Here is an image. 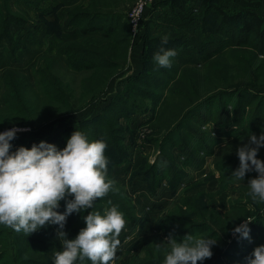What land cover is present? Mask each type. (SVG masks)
Masks as SVG:
<instances>
[{"label":"rangeland","instance_id":"rangeland-1","mask_svg":"<svg viewBox=\"0 0 264 264\" xmlns=\"http://www.w3.org/2000/svg\"><path fill=\"white\" fill-rule=\"evenodd\" d=\"M114 1L120 3V5H125L124 7H126H121V9H125L123 15L125 16L124 18H126L122 22V28H116L112 34H109L111 35V39L114 40L113 42L111 41L110 45L115 48L117 46L116 43H114L115 39L122 38L124 40L122 43L124 46L123 53L120 54L118 52L114 57L118 58L117 62L120 64L114 72L118 73L119 70L124 72L120 89H113V87L106 88L103 94L97 99H91V101L90 99L89 101L87 99L85 103L88 105L85 109L79 112H72L64 116H51L50 112L48 115L44 114L42 119H45L46 123L44 122V126H47L46 129L49 126L62 129L61 122L63 121H66L65 123L67 124L70 122L73 123L71 120L73 117L77 121L76 125H78L88 119L87 116H89V118H96L102 116V114L105 115L109 110V106L113 99L117 96L121 95V99L123 100L127 98V103L122 109L124 115L121 116L118 122H113V124L120 128L118 135L115 134L111 138V141H106L108 146L105 155L108 158V167L110 171L109 178L114 179L116 181V187L122 190L123 194L120 195L122 204L124 206H131L130 210L126 209V212L123 213L126 225L119 237L121 245L117 250L116 259L110 262V264H129L131 258L136 255L146 258L148 254L144 251L145 248L143 243L145 240H148L151 244L158 241L160 242L159 244H156L159 245V247L153 249V253L157 257L161 254V256L158 257V260H154L163 264L165 250L167 249L166 238L168 237L169 232L183 231L188 226L185 223H176L181 221V218L177 215H174L176 216L174 218L172 217V219L178 218L175 222L170 221L172 220L170 218V220H167V224H162L163 218L168 216L171 217V213L175 212L176 214L186 215V218L191 220L190 222H200L199 219H193L187 216L186 211L188 206L187 204L184 205L182 200H191L199 195H203L204 197L207 196L211 207L217 208L220 212H227L230 205L239 197V191L235 198L227 197L228 195L230 196L233 191L238 190V183L232 184L225 191H220V172L216 170L214 165L216 157H220L222 151L226 149L227 146L234 144H231V142L239 140V136L228 137L226 135V133L235 128V125L231 124L230 127H218L215 123V119L218 116V107L225 104V99H218L206 106L199 107L192 113L187 112V109L180 115V109L182 107L186 108L190 99L194 98L196 95L199 96L201 94L200 99H197L193 104L199 102V100H203V98H206L211 94L217 93L221 89L219 87L220 83L218 79L215 78L218 76L214 73L215 69H213V80H207L209 82L204 83V86L203 84H200V76L202 77L203 75L200 74V72H204L207 68L206 66H209L213 61L217 60L218 62L224 60L225 62L222 63H226L233 68L230 70L236 74L239 65L237 56H245L248 58L251 55L247 52L253 51L251 47H248L245 44L253 42L259 44L261 39L256 38L252 40L251 36L240 35L236 32V30L233 29L232 24H222L220 21L222 17L218 14L219 12L217 13L218 15L215 13V9L212 10L215 12L210 13L213 15H207L208 29L205 31L203 29V14L201 13V10L196 13L190 11V6L196 4L189 2L186 9L181 8V11L185 13L182 17L176 16L181 12H173L171 8V20L182 21L185 17L184 15H186L187 19L190 20L188 23H185L187 24V28L185 29L183 25L179 24L171 25V31H173L171 42L168 41L165 45H162L161 42H153V44L146 45L145 42L147 38H152L154 36L152 32H149L148 29H146V27L152 22L153 14L151 11L153 9L146 10L140 30L135 33L132 30L129 15L137 0ZM25 2V0H0V26H4V31L7 30L8 24L2 21L1 17H6L10 25L9 38H2L0 36V57L7 56L10 57V59H19L25 51L32 47H29L28 45L23 46L22 44L23 41L21 38L28 37L27 31L30 33L34 32L39 36L40 29L38 27H35L34 29L27 28L31 22H38L39 15L37 14L38 16L35 17L32 11H30V8L33 9L35 6L30 5L31 7H25ZM210 2L214 7H219L220 9L223 8L227 14L233 15L239 11L254 10L257 13L259 12L262 14L264 17V0H210ZM98 4L97 1L92 3V5ZM84 8L85 6L81 7V9ZM165 11H161L158 14V18L163 17L164 19H167L168 15H165ZM81 13L86 14L84 11ZM188 15H190V17ZM81 20L85 19L82 18ZM24 24L26 27H23ZM13 26L19 27L13 29ZM181 26H183L182 29ZM51 30H56L55 21L52 22ZM197 31L202 32V35H198V38L196 37L197 40L193 41V36ZM224 33L229 35L227 39ZM203 34L207 35L206 43L204 42L205 38ZM181 35H183V37L190 36L186 40L187 44L184 43L180 45ZM100 38L101 37H96L93 39L92 37L88 40V37H84L83 39H78L75 42L70 43V45L76 44L85 47L89 52V58L93 60L94 56L92 55L94 51H99L103 48L102 46L105 45V43H102L103 39H101V41L99 40ZM134 38L138 39L139 44L143 45V69L140 71H135L134 68H131L133 66L130 63L129 58V52L132 47L131 43ZM224 40H226L225 44H223ZM35 41L38 42L39 38L37 37ZM95 41L100 42L95 43ZM199 41H201V43H199ZM190 42L192 43L190 44ZM162 46L168 49H175L177 52V55L172 58L171 67H160L153 59L154 54L158 52ZM179 47L182 48V50H179ZM255 55L258 60H264V51L260 52L255 50ZM46 56L52 57L51 55ZM182 56H187V62L186 60H181ZM53 57L56 56L53 55ZM37 61L33 66L34 76L31 79L33 83L36 81L34 71ZM49 63L52 66L51 68H48L50 65ZM55 65L56 62L50 59L42 64L45 70L49 69L51 72L56 71L59 73ZM232 72H230V74H232ZM79 78L76 79V85ZM261 80L264 81V77H262ZM171 87H178L180 93L184 96V99L180 94H177L174 96V99L171 100ZM248 88L255 94V96L260 95L264 98V86L258 88L249 86ZM255 96L252 95L250 100L255 99ZM237 98L238 95L233 97L234 100H237ZM156 99L158 100L157 103L154 101ZM118 102H120V98ZM175 104L180 105L181 108L175 107ZM106 107L107 110L104 109ZM228 107L232 112L233 108L231 106ZM118 108H120V106L110 109V111L116 109V113H108L107 120H115L116 115L119 113L117 110ZM67 116H70L71 118ZM175 116H177V119L174 118ZM206 117L211 119H208L205 122H200V120L206 119ZM16 126L23 125H15L13 127ZM176 126H178V128L176 129L175 135L173 137H168L169 133H171V129H174ZM189 129L197 130V140L208 141V154L205 153L206 150L200 152V156L204 158V162L200 166H187L182 164L186 161L187 156L178 148V136L180 139H187V132ZM32 130H37L38 134L43 128H41V130L40 128H32ZM53 130L54 129L49 130L48 132H53ZM77 130H80L79 126L77 127ZM118 137L120 139H118ZM110 142L112 149H110ZM116 144L118 147H121L126 154L124 159L120 162H117L114 157L115 152L113 151L115 150L114 145ZM194 144L195 142H193L192 146H195ZM163 156L164 158H162ZM174 158V164H178L177 166H179V170L185 171L186 176L184 178L190 176L189 171L191 168L198 169L202 167L208 158H210L209 167L213 169L202 178L199 177L197 171L194 174L197 179L192 180L187 184L182 189L181 193H179L178 198L175 201H171L169 195H167L164 199L156 201L153 205L154 209H150L153 210L152 214L142 213L139 210V207L136 206L132 193L141 190L143 186L151 198L160 191L168 190L167 192L169 193L171 190V184L169 182L171 180V171L172 173L174 172L171 164H173L172 161ZM167 159L168 161H166ZM215 171L218 175V183L212 188L210 184L211 181L215 179ZM136 182H138L139 185H135ZM200 187L202 189H200ZM148 203L149 201L145 198L144 207L148 208ZM222 204L226 206V211H223V209L220 208V205L222 206ZM178 207L179 209L176 211L175 209ZM248 208L247 211H250L251 214H249L247 219H251V223L256 221L264 225V203L254 202V204H251ZM243 222H241V224ZM127 226L129 228H127ZM0 228L4 230L1 235L2 239H9V243L13 245V235L17 232L4 225H0ZM213 228L214 230L212 232H207L205 228L202 229L200 227L197 230L193 229L192 232L189 233L193 236L206 238H211L215 233L220 236L215 238L217 239V242L214 244V254L210 258V261L205 264H247V258L253 253L254 249L257 246L264 245L263 235L262 237H250L244 241V246L237 248L236 240L239 235L238 233L234 234V232H231L229 235H222L218 231V226L215 227L213 225ZM183 236L184 234L177 236L178 241L182 240ZM153 238H155L154 242H150L149 239L153 241ZM4 244H6L5 241ZM232 252L236 255L230 256L233 254ZM13 257H15L14 245L12 246L11 253H9L3 261L8 258L10 259L9 262H11ZM218 258H221V260H219L221 263L216 261ZM146 260L148 261L150 259L147 258ZM0 264H2V262Z\"/></svg>","mask_w":264,"mask_h":264},{"label":"trees","instance_id":"trees-1","mask_svg":"<svg viewBox=\"0 0 264 264\" xmlns=\"http://www.w3.org/2000/svg\"><path fill=\"white\" fill-rule=\"evenodd\" d=\"M165 2H169L173 8L180 7L182 9H186L189 2L196 4L190 6V11H195V8L198 11L201 10V13L203 14V29L205 31L208 29L207 15H213L210 13L215 12L212 11L215 9V13L217 14L219 12L218 14L222 17L220 20L222 24H232V27L236 30V32L240 35L251 36L252 40L256 38L261 39L259 44L253 41V43L245 44L248 47H251L253 51L247 52L251 55L248 58L245 56H237L239 65L236 74L230 70L233 68L228 66L226 63H222L225 62L224 60L218 62L217 60L213 61L209 66H206L207 68L204 72H200V74H203L202 77L199 75L200 84H203V86L204 83L209 82L207 80H213L214 73L218 75L215 78L218 79L220 83L219 87L221 89L217 93L211 94L208 97L203 98V100H199V102L193 104L197 99H200L201 96V94L199 96L196 95L194 98L190 99L186 108H181L178 104L174 105L175 107L181 108V115L187 109V112L192 113L199 107L206 106L218 99H225V104L218 107V116L215 119V123L218 127H230L231 124L235 125L234 129L225 133L228 137L239 136V140L231 142V144H234L227 146V148L222 151L220 157H216L214 165L216 170L220 172V191H225L232 184L238 183L239 197L230 205L227 212H220L217 208L211 207L207 196L204 197L203 195H199L191 200H182V203L184 205L187 204L188 206L186 211L187 216L193 219H199L200 222H190L191 220L187 219L186 215L184 216L173 212L171 213V217L168 216L163 218L162 224H167V220H170V218L172 219V217H176L174 215H177L181 218V221L176 223H185L188 226L183 231L180 230L178 232H173L176 236H179L180 234L187 235L191 233L193 229L197 230L200 227L202 229L205 228L207 232H212L214 230L213 225L215 227L218 226V231L222 235H229L233 232L236 226L240 225L245 218L249 217L251 212L247 211V209H249L248 206L254 204V202H252L253 200L247 183L252 178L258 176V173L253 168L246 173L243 181H238L233 178L232 172L238 169L240 165L237 155L238 148L242 144H246L248 142L250 133H255L259 136L262 130H264V98L260 95L255 96V94L248 88L249 86L257 88L264 86V81L261 80V78L264 77V60H258L255 55V50L260 52L264 51V17L262 14L257 13L254 10L239 11L233 15L227 14L223 8L220 9L219 7H214L210 0H166ZM157 4L158 0H155L149 9L152 10ZM74 15L71 14L70 17L72 18ZM1 19L7 23L8 26L6 31L3 30L4 26H0V36L2 38H9V21L6 17H1ZM71 21L72 20L70 19V23H72ZM81 30L85 34L92 31V29H88L87 27H82ZM106 36H109V34L107 33ZM228 37L229 35H226V39ZM161 39V37L156 36H153L152 38L148 37L145 44L149 45L153 44V42L159 43L161 42ZM111 41L113 42L114 40L111 39ZM111 41L108 42L109 44L105 43V45L102 46L103 48L99 51H94L92 55L94 56L93 60L89 58V52L85 47H81L76 44L68 46L67 61L65 63L57 56H41L36 63L34 71L36 77L35 83L25 76H20L11 70L8 71L5 77L6 89L1 97L0 104V132L15 125H27L33 129H39L46 123L45 119H42L44 114L48 115L51 112V116H64L66 114L79 112L85 109L88 105L85 101L87 99L88 101L89 99L90 101L91 99L95 100L103 94L113 77L115 69H117L120 65L117 62L118 58L114 57L118 52L120 54L123 53L124 46L122 43L124 40L122 38L115 39L114 43L117 45L116 48L110 45ZM225 41L226 40H224L223 44H225ZM48 59L56 62L55 66L59 73L56 71L51 72L49 69L45 70L43 68L42 64L46 63ZM51 67L52 66L50 64L48 68ZM213 69H215L214 73ZM230 72H232V74H230ZM77 78H79V81L76 85L75 82ZM177 94H180V96L184 99V96H182L178 87H171V100H173L174 96ZM235 95H238L237 100L233 99ZM252 95L255 96V99L250 100ZM121 97L122 96L119 95L113 99L109 106V110L105 113V115L102 114V116H98L96 118H88L78 125L64 126L62 129H58L53 134L42 139H31L23 137V135L20 137L16 135V137L11 141V151L14 152L21 146L31 148L33 144L38 145L41 141L55 144L58 149H63L66 147L71 134L77 130L78 126L80 131L85 132L90 140L104 139L105 141H111V138L115 134L118 135L120 129L119 126L113 124V122H118L121 116L124 115V113H122V109L127 103V98L123 100ZM119 98L120 102H118ZM154 101L156 103L158 102L157 99ZM118 106H120V108L117 109L119 113L116 115L115 120H107L108 113H116V109L111 111L110 109ZM228 106L233 108L232 112L229 110ZM104 109L107 110V107ZM174 118L177 119V116ZM208 119L209 117H206V119L200 120V122H205ZM177 128L178 126L171 129V133H169L168 137H173ZM187 135V139H180L178 136V148L181 149L187 156L186 161L182 164L187 166H200L204 162V158L200 156V152L206 150L205 153L208 154V141L197 140L198 133L196 129H189ZM118 139L120 138L118 137ZM192 141L195 142V146H192ZM109 145L110 149H112L111 142ZM114 147L115 150L113 152H115V160L120 162L124 159L126 154L123 152L121 147L117 146V144L114 145ZM162 158H164V156ZM258 158L264 160V147L260 148ZM166 161H168V159ZM174 161L175 158L172 161L173 164H171L174 172L172 173L171 171V180L169 182L171 184V188L176 189L186 176V173L185 171L179 170V166H177L178 164H174ZM109 172L108 167V175ZM122 194V190L117 188L115 185V190L109 192L104 198L100 200L97 199V201L94 202L93 209H88L87 211L81 213H72L70 215V224L67 228V235L69 239L75 238L80 229L86 226L82 216L87 215V213L92 210L100 211L103 214L104 208L114 205L118 206V209L122 211V213H125L126 209L130 210V205L124 206L122 204L120 200V195ZM71 198L72 197H67L65 200H62L58 211L64 212L66 210V200ZM109 200L112 202L111 204L108 203ZM178 209L179 207L175 210L178 211ZM177 219L178 218H175L170 221L175 222ZM249 228L250 237H262L264 235V225L259 222L254 221L253 223H250ZM3 231L4 230L0 228V263L54 264V258L50 255V253L54 248L55 242L47 235L43 228L36 231L37 233L34 232L31 235H27L23 232L13 235L15 257L12 258L11 262H9L10 259L8 258L3 261V259L11 253L13 246L9 243V239H2L1 235ZM216 237L218 238L220 236L215 233L211 238ZM154 239L155 238H153V241L149 239V241L154 242ZM245 240L246 239L242 238L239 234L236 240V247L241 248L244 246ZM4 241L6 244H4ZM159 243L160 242L158 241L151 244L148 240H145L143 244L145 248L144 251L148 254L147 257L142 258L138 255L133 256L129 264H162L161 262H156V260H154H158V257L161 256L159 251L158 257L153 253V249L159 247V245H156ZM212 251L214 254V245L212 247ZM232 253L233 254L230 256L236 255L234 252ZM147 258L150 260L147 261ZM219 260H221V258H218L216 261L219 262ZM208 261H210V258L205 259L202 262H198V264H205ZM76 264H91V261H77Z\"/></svg>","mask_w":264,"mask_h":264},{"label":"clouds","instance_id":"clouds-1","mask_svg":"<svg viewBox=\"0 0 264 264\" xmlns=\"http://www.w3.org/2000/svg\"><path fill=\"white\" fill-rule=\"evenodd\" d=\"M168 40L165 34L162 45ZM176 55L175 49L162 46L153 59L160 67H171ZM18 131L21 129L14 127L0 132V225L27 235L47 225H59L57 236L61 237L63 250L55 252L54 264L85 260L91 264H110L116 259L121 245L119 237L126 225L118 206L104 208L103 214L92 210L82 216L86 226L73 239L65 238L68 235L63 231L69 215L93 209L97 199L115 190L116 181L108 175L107 142L90 140L85 132L75 130L63 149L41 141L13 152L10 142ZM261 147H264V130L259 136L250 133L248 142L237 150L240 165L232 175L243 181L254 168L258 176L247 185L252 200L264 203V160L258 158ZM67 197L72 198L66 200V210L58 211L60 202ZM251 222L245 218L234 228V234L249 239ZM166 242L163 264H198L212 257L217 239L187 234L178 241L174 233H169ZM247 264H264V245L254 249Z\"/></svg>","mask_w":264,"mask_h":264},{"label":"crops","instance_id":"crops-1","mask_svg":"<svg viewBox=\"0 0 264 264\" xmlns=\"http://www.w3.org/2000/svg\"><path fill=\"white\" fill-rule=\"evenodd\" d=\"M26 4L25 7H29L30 5L35 6V8H30V11H32L33 15L36 17L39 15V20L31 22L27 28L28 29H34L35 27H38L40 29L39 36H37L36 33H30L27 31L28 37L27 38H21L23 41V46L28 45L29 50L25 51L19 59H10V57L7 56H1L0 57V104H1V97L6 89L5 86V77L8 71H13L17 73L20 76H25L31 80L34 76L33 74V66L37 59L40 56L43 55H51V56H57L62 62L67 61V47L70 45V43L75 42L78 39H83L84 37H88V40L93 37H101L99 40L103 39L102 43H108L111 41V35L106 36V34H112L116 28H122V22L124 21L125 16L123 13H125L126 7L125 5H120V3H116L114 0H25ZM94 1H97L98 5H92ZM166 0H158V4L153 8L151 13L153 14L152 22L146 27L149 32H152L154 36L156 37H163L165 34L169 36V40L171 42V37H173V31H171V25L179 24L183 25L184 28H187V24L190 20L187 19L186 15H184V19L182 21H173L171 20V8L173 12H181L178 13L176 16L182 17L184 12H182L180 7H171L169 2H165ZM82 6H85L84 9H81ZM89 6V7H88ZM31 7V6H30ZM121 7H124L121 9ZM164 9V10H162ZM87 10V11H86ZM166 10V11H165ZM84 11L86 14H82L81 12ZM161 11H165V15L167 16V19H164L163 17L158 18V14ZM193 12H198L197 9ZM259 13V12H258ZM38 14V15H37ZM71 14H75L72 18L70 17ZM195 15V14H193ZM83 16V17H82ZM190 17V15H188ZM196 16V15H195ZM84 18L85 20H81ZM70 19L72 20L70 23ZM155 19V20H154ZM196 20V19H195ZM55 21L56 23V30L59 31H51L52 22ZM181 26V29L182 27ZM19 27V26H13V29ZM22 27V26H21ZM23 27H26L24 24ZM87 27L88 29H92V31H89L87 34L83 33L81 28ZM98 28V29H97ZM145 29V28H144ZM193 32V31H192ZM103 35H102V34ZM192 34V33H191ZM198 35L201 36L202 32L197 31L196 34L193 36V41L197 40ZM204 36V42L206 43L207 35L203 34ZM39 38V41H35L36 38ZM190 37V36H189ZM187 36L181 35V41L180 45L186 43ZM197 37V38H196ZM24 39V40H23ZM106 39V40H105ZM109 39V40H108ZM144 39V38H143ZM113 40V39H112ZM100 41H95L100 42ZM33 42V43H32ZM192 42H190L191 44ZM201 43V41H199ZM187 44V43H186ZM36 45V46H35ZM131 49L129 52V58L130 63L132 64L135 71H140L143 69V45L139 44L138 39L134 38L131 43ZM26 49V48H25ZM179 50H182V48L179 47ZM181 60H186L187 62V56H182ZM124 77V72L122 70H119L118 73L114 72L113 77L111 78L109 85L106 88L113 87L120 89L121 87V80ZM32 81V80H31ZM71 118L70 116H67ZM89 118V116H87ZM69 124L65 123L66 121L61 122L62 127L68 126V125H76V120L72 117ZM75 120V121H74ZM47 126L41 127L43 130H40L37 134V130H30L28 132H21L17 133L16 135L20 137L23 135V137L31 138V139H42L44 137L49 136L51 133L56 132L59 128H54L49 126L46 129ZM53 130V132H48L49 130ZM37 134V135H36ZM11 143V142H10ZM15 150V148H14ZM210 166V158H208L205 162V164L196 169L191 168L189 173L190 176L186 177L182 180V182L179 184V186L176 189L169 188L170 192L168 193V190L160 191L156 195L151 198L149 194L145 191L144 186L141 188V190L136 191L133 194V199L136 204V206L139 207V210L142 213L146 214H152L153 210H150L151 208L154 209L153 205L156 203V201H160L161 199H164L165 196L169 195V198L171 201H175L178 198L179 193H181L182 189L189 184L192 180H196L197 177L194 175L197 171L199 173V177L202 178L206 174L209 173V171H212L213 168ZM215 179L211 181V187H215L218 183V175L215 171ZM135 185H139L138 182H136ZM142 187V186H140ZM200 189H202L200 187ZM137 193V194H136ZM236 195H238V190L233 191L232 194L227 197L229 198H235ZM149 201L148 208L144 207V201ZM220 208L223 209V211H226L227 208L224 204L222 206L220 205ZM70 224V215L67 218V222L65 224V227L63 231L67 233V228ZM59 228V225H47L43 229L46 231L47 235L55 242L54 248L51 250L50 255L55 260V252L62 251V245H61V237L57 236V229ZM127 228H129L127 226ZM126 228V229H127ZM69 238V237H65ZM120 248V247H119Z\"/></svg>","mask_w":264,"mask_h":264},{"label":"built area","instance_id":"built-area-1","mask_svg":"<svg viewBox=\"0 0 264 264\" xmlns=\"http://www.w3.org/2000/svg\"><path fill=\"white\" fill-rule=\"evenodd\" d=\"M154 2L155 0H137L129 15L133 32L136 33L140 30L146 10L149 9ZM15 128L21 129V131L17 133L28 132L32 129L30 126H16Z\"/></svg>","mask_w":264,"mask_h":264}]
</instances>
